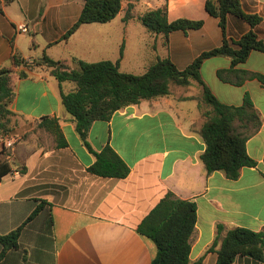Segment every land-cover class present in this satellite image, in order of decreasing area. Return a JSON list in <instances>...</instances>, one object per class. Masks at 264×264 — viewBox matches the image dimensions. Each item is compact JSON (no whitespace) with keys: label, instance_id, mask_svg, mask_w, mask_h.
I'll return each mask as SVG.
<instances>
[{"label":"crops","instance_id":"0c3cea01","mask_svg":"<svg viewBox=\"0 0 264 264\" xmlns=\"http://www.w3.org/2000/svg\"><path fill=\"white\" fill-rule=\"evenodd\" d=\"M241 2L247 14L263 18L255 30L264 42V0ZM205 3L123 0L112 21L83 24L62 40L79 19L83 0H0V70L12 71V85L19 92L10 107L15 124L11 135L17 143L11 150L5 148L4 156L13 171L0 181V237L21 229L16 246L0 240V264H152L156 244L137 228L168 191L197 204L192 263L216 264L222 240L236 227L264 230V86L257 79L242 86L222 82L217 72L230 68V58L206 60L204 81L228 105H242L249 93L263 121L246 144L257 164L242 169L237 180L222 171L208 174L201 160L206 149L203 113L210 108L202 102L203 89L196 82L171 85L169 95L121 109L109 121H96L88 138L91 148L100 152L110 145L130 174L117 179L90 173L96 156L83 144L61 100V91L74 86L60 84L49 67L41 65L44 54L72 69L75 60L116 62L124 46V73L142 75L163 58L184 70L200 54L222 44L219 20L207 13ZM164 7L170 21L203 20L204 26L168 37L148 32L139 17ZM21 24H27L30 33L20 32ZM250 30L246 21L228 17L230 38ZM31 33L36 35L27 44L22 37ZM238 68L264 74V53L253 51ZM21 72L28 77L20 78ZM44 117L59 120L65 146H58L55 136L39 127ZM38 207L41 210L29 219ZM233 264L264 261L237 257Z\"/></svg>","mask_w":264,"mask_h":264},{"label":"trees","instance_id":"16d2710c","mask_svg":"<svg viewBox=\"0 0 264 264\" xmlns=\"http://www.w3.org/2000/svg\"><path fill=\"white\" fill-rule=\"evenodd\" d=\"M84 6L79 19L63 35L67 40L81 25L90 23H108L115 19L122 10L123 0H83ZM207 13L219 20L222 31V44L212 50L200 54L184 70L170 58L159 59L151 65L146 73L135 75L120 70V61L124 54V46L120 58L89 63L75 60L76 68H70L65 62L55 61L44 54L41 65L50 69V75L60 84L71 83L74 88L61 91V100L66 111L72 116L76 131L83 144L96 156L95 163L89 172L106 178L124 179L130 174V167L110 146L95 152L88 138L92 125L96 121H109L112 116L128 106L143 100L155 99L170 94L171 85L189 86L198 83L203 89L202 102L210 110L203 113L205 121L201 135L206 144L201 160L208 174L222 171L227 178L237 180L242 169L255 167L257 162L247 152V141L262 126V117L256 109L249 93L244 96L240 106L228 105L220 101L202 77V67L206 60L214 57H228L231 66L217 72L218 78L235 86H242L248 80L257 79L264 86V74L251 72L240 65L247 62L253 51L264 53V42L259 39L255 30L263 18L256 14H247L242 8L241 0H206ZM229 16L246 21L251 30L238 39L227 34ZM139 20L148 32L163 34L166 37L172 32L199 30L204 26L203 20L187 18L170 21L166 7L149 9ZM19 64L17 56H14ZM12 71L7 68L0 70V127L4 128L6 120L10 122L13 112L8 109L14 102V86L11 79ZM20 78L28 74L21 72ZM2 123V124H1ZM39 127L50 131L58 146L66 145L59 120L42 118ZM4 152L1 151L0 155ZM7 160L0 158V181L12 173ZM24 171L22 170V173ZM41 210L38 207L29 219ZM198 219L197 204L183 200L168 191L158 204L139 224L137 231L151 239L157 247V255L152 264H201V260L192 263L190 260L191 237ZM21 229L0 237L4 243L14 247L17 245ZM212 249V248H211ZM237 257H251L264 261V230L236 227L224 237L217 251L216 264H233Z\"/></svg>","mask_w":264,"mask_h":264},{"label":"rangeland","instance_id":"374dc122","mask_svg":"<svg viewBox=\"0 0 264 264\" xmlns=\"http://www.w3.org/2000/svg\"><path fill=\"white\" fill-rule=\"evenodd\" d=\"M74 1H77V0H72V2H74ZM13 9H17V5H13V7H12ZM32 35H36V34H28L27 35V37H22L24 40H25V42H27V44L30 42V36H32ZM27 38V39H26ZM249 62H251V61H249ZM203 68H209L208 67V65H205ZM204 75H205V77H209L208 76V73L206 72V69L204 70ZM65 86H70L71 87V84L70 83H65ZM14 94H15V96L17 97L18 96V94H19V92H18V89L16 88V87H14ZM10 107H11V105L9 106V108L8 109H10ZM10 118H11V121L8 123V122H6V120L4 119V120H1L2 122H4V128H1L0 127V150H2L3 152H4V154L3 155H0V158H2L3 160H5V158L6 157H4L5 156V154H6V152H5V147H4V142H5V138L8 136V135H11V134H14V130H15V124H14V118H13V115H10ZM205 118V117H204ZM0 119H2V117L0 118ZM2 124V123H1ZM9 150H11V148L9 149ZM8 154V153H7Z\"/></svg>","mask_w":264,"mask_h":264},{"label":"built area","instance_id":"2783aa9c","mask_svg":"<svg viewBox=\"0 0 264 264\" xmlns=\"http://www.w3.org/2000/svg\"><path fill=\"white\" fill-rule=\"evenodd\" d=\"M19 31L22 33H30V28L27 24H21L19 27ZM17 143V138L12 135H8L5 138L4 147L7 149L13 148Z\"/></svg>","mask_w":264,"mask_h":264}]
</instances>
